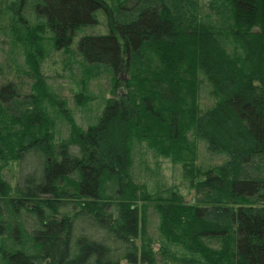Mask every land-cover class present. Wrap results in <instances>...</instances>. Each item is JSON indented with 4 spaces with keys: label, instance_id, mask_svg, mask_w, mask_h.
<instances>
[{
    "label": "trees",
    "instance_id": "trees-1",
    "mask_svg": "<svg viewBox=\"0 0 264 264\" xmlns=\"http://www.w3.org/2000/svg\"><path fill=\"white\" fill-rule=\"evenodd\" d=\"M196 2L123 0L122 23L108 35L79 39L85 61L115 75L126 69L132 77L124 83L127 93L108 101L96 125L72 128L69 144L53 143L51 124L40 111L9 114L16 90L12 84L0 87V229L1 213L8 221L0 235V243H7L0 247V264H155L136 200L153 202L164 243L181 247L178 256L188 254L176 264H264V177L253 167L264 162V0H232L231 37L242 59L231 58L195 17L189 21L188 8ZM103 4L44 0L37 13L60 49L79 28L96 24ZM40 33L28 32V43L38 47ZM153 51H162V65L151 62L137 75L144 54ZM198 73L216 100L205 112L196 105ZM190 84L196 88L187 100L183 93ZM187 133L228 157L195 183V204L174 194L137 196L131 142H146L157 154L184 163L195 156ZM185 148L188 155L181 156ZM11 161L19 167L14 198H8L2 174ZM205 239L221 246H205ZM169 247H161L162 254L176 260Z\"/></svg>",
    "mask_w": 264,
    "mask_h": 264
},
{
    "label": "rangeland",
    "instance_id": "rangeland-1",
    "mask_svg": "<svg viewBox=\"0 0 264 264\" xmlns=\"http://www.w3.org/2000/svg\"><path fill=\"white\" fill-rule=\"evenodd\" d=\"M102 1L103 8L95 13L96 24L79 28L69 46L56 49L50 38L51 33L37 13V7L43 4L44 0H0V87L12 84L17 94L15 102L9 106L8 113L14 116L26 113L27 116L35 109L40 111V115L45 116L51 124L54 144L70 142L74 127L85 131L88 127L96 125L108 101L127 93L124 83L131 79L132 73L128 75L126 69H123L115 75L111 69L103 65L88 63L77 48L80 38L108 35L114 25L122 23V18L125 20L126 14L123 17L124 12L118 11V5L123 0ZM196 1L197 7L188 8L189 21H193L195 17V24L207 26L231 58L242 59L243 54L231 37L232 0ZM34 30L37 32L43 30V35L39 34L43 41L38 47L36 45L37 48L26 39V34ZM159 54L162 55V51L160 53L153 51L152 54L146 52L139 63L137 75L149 67L151 62L162 65ZM171 66L170 62L169 68ZM197 76L200 85L196 105L200 112H205L214 106L216 100L211 95V86L203 75L198 73ZM195 88L196 84H190L186 91L184 90L183 96L186 95L188 100V93L192 94ZM189 134L187 133V138L190 143H194L195 156L193 160L187 158L188 161L184 163L174 160L171 154L167 156L157 154L147 147L146 142L134 140L131 142L130 176L133 185L138 187L137 196L145 193L151 199H158L169 198L174 194L184 204H195L197 199L195 183L203 180L204 172L225 164L228 157L223 153L210 152L204 141ZM188 152L189 150L185 148L179 154L188 155ZM253 167L258 168L264 177V162L260 166L253 164ZM18 172V164L14 161L9 162L2 170L4 181L10 186L8 198L15 197ZM72 178L77 179L76 176ZM106 185L113 193L115 186L108 182ZM136 203L140 208L139 226L142 222L144 239L145 242L149 241L155 264H176L177 261L184 263L181 259H186L188 254L178 256L184 252L181 247H169L164 243L159 229L160 217L153 202L143 203L136 200ZM66 208L70 207H63ZM1 214L4 216L1 222L4 229H0V235L4 236L7 233L5 229L8 227V221L6 212L4 215ZM28 224L33 225L31 220ZM11 229H14L13 225ZM11 238H14L13 235ZM139 241L141 239L136 241V244L142 245V241L141 243ZM203 243L211 248L221 246L218 241L210 239L203 240ZM5 245L7 243H0V247ZM163 246L177 253L175 255L177 259L172 260L163 255L161 252ZM121 264L126 262L122 261Z\"/></svg>",
    "mask_w": 264,
    "mask_h": 264
}]
</instances>
